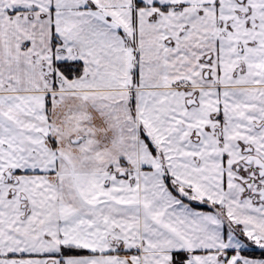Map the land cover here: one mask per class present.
<instances>
[{
	"label": "snow or ice",
	"instance_id": "6c2138e0",
	"mask_svg": "<svg viewBox=\"0 0 264 264\" xmlns=\"http://www.w3.org/2000/svg\"><path fill=\"white\" fill-rule=\"evenodd\" d=\"M0 264H264V0H0Z\"/></svg>",
	"mask_w": 264,
	"mask_h": 264
}]
</instances>
